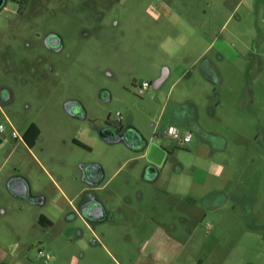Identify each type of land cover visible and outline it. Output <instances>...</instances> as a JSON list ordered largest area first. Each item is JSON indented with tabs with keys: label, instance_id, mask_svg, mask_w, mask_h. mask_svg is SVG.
Returning <instances> with one entry per match:
<instances>
[{
	"label": "rangeland",
	"instance_id": "obj_1",
	"mask_svg": "<svg viewBox=\"0 0 264 264\" xmlns=\"http://www.w3.org/2000/svg\"><path fill=\"white\" fill-rule=\"evenodd\" d=\"M5 17L0 89L11 99L0 102V264H146L167 236L180 247L171 264H264V0H30L24 16ZM50 33L62 49L46 45ZM209 41L206 57L222 77L215 85L199 62ZM143 81L151 86L140 93ZM190 99L200 122L227 139L226 152L193 131L184 144L168 134L174 106ZM31 123L41 128L34 148L22 139ZM122 126L145 136L158 178L132 174L136 151L104 138ZM161 135L168 142L153 143ZM244 146L250 152L240 157ZM96 164L108 218L69 221L87 192L84 166ZM218 166L226 176L209 175ZM15 176L46 202L15 196ZM42 214L53 225H41Z\"/></svg>",
	"mask_w": 264,
	"mask_h": 264
},
{
	"label": "crops",
	"instance_id": "obj_2",
	"mask_svg": "<svg viewBox=\"0 0 264 264\" xmlns=\"http://www.w3.org/2000/svg\"><path fill=\"white\" fill-rule=\"evenodd\" d=\"M207 32H208L207 30H201V29L197 30V34L198 35H201V34L206 35ZM212 45H213L212 41L211 42L209 41V42H207L204 45L203 51H202L201 55L199 56L200 57L199 58V62L201 63V75H202L204 81L207 82V83L215 85V84H218V81H217L218 79H219V82L222 80V77L220 76L221 73H220V71L218 69L217 64L215 62H213L211 59L206 57V53L209 50V48H211ZM165 79H166V75H165L164 80ZM168 106H169V102H167L165 104V106H163V108H162V112H163L161 114L162 119H163V117L165 116V114L167 112V107ZM199 108H200L199 104L195 100H192V99L187 100L184 103H177L174 106V110H173V113L171 115V118H172L171 120L174 122V125H172V126L177 127L179 129H181L180 128V126H181V127L184 128V132L185 131L196 132L201 139H205L206 141H208L210 143V146H208V147L212 150V152H215V151L226 152L227 151V146H228L227 139L224 136H222L221 134H219V133H216L214 131L208 130L200 122V120H199ZM131 128H133V127H131ZM134 129H136L139 132V130L137 128H134ZM161 136L162 137L159 136V138L154 137L152 139L153 143L154 142H156L157 144H160L162 142L164 143V141L166 140L165 136L164 135H161ZM143 138L146 139L145 136H143ZM192 141H193V137H192L191 141L188 142V143H191ZM147 146H148V141L146 142L145 146L142 149L137 148V146H132V148L136 151L137 155L133 159V161H136V162L132 165V170L130 172L132 174H134V175H137V176L141 177V175L145 174L147 168L150 166V167L154 168L155 171L157 172V175L154 177V179H156V178H158L161 175L160 174L161 170L158 167V164H156L152 160L149 161L147 159L148 158V151L147 150H148V147H149V146L148 147ZM249 152H250V147L249 146H244L242 148V151L240 152V153H242V156H240V157L247 156V154ZM240 157H239V154H238L237 158H240ZM37 161L39 162V164L43 168H45V170L48 173L49 177L55 183V186L58 187L59 190L62 191V193L64 194L63 189L61 188L59 181L46 168V166L43 164L42 161H40L38 159H37ZM133 161H131V162L133 163ZM96 165L98 167H100L101 171H103V168H102L101 165H98V164H96ZM121 167H123V165H121ZM226 171H227V168L225 166H218V169L215 170L214 173H212V172L209 173V175L210 176L213 175V176H215L217 178L218 177H223V176L227 175ZM103 173H104V171H103ZM104 177H105V175H104ZM104 177L99 183L96 182V184L92 183V182H89L88 180L84 179V181L86 182L88 187H86V189H84L82 191L95 193L96 197H97V200L106 208L107 211H109V206L112 203L110 202V200L105 198L104 195H100L99 192H98L102 188L104 189V185H102V182L104 181ZM192 184L196 185V186L203 187L202 184L200 182H198V180H196V178H194V180L192 181ZM225 184H226L225 182H222L220 188H224ZM29 185H30V183H29ZM30 189H31V185H30ZM31 193H32V190H31ZM32 195H34V194L32 193ZM34 196H36V195H34ZM39 197H41L42 200L38 201L36 203H33L31 201H28V200H26V201H28L30 203H33V204H43V203L46 202V197H44L43 195H39ZM223 204H224L223 201L220 202V203L218 201L215 204V206L219 207V206H222ZM41 216H45V218H44L45 225L44 226L53 225V221H52L51 218L47 217L44 214H42ZM41 216H40V218H41ZM101 223H104V222H100L98 224H101ZM152 240L154 242L155 238H151V239L147 240L146 244H148V245L151 244ZM175 241L176 240L173 239L170 236L164 237L163 240L161 241L162 243H160L159 245H157L153 249L154 251L148 256V259L146 258V264H171L170 263L171 261H169V258L173 257V256H171V254H177L180 251V247L178 246L177 242L175 243ZM168 245H172V246L176 245V246L171 247V249H169V248L166 249V247ZM177 247H178V249H177ZM135 264H139V262H137ZM200 264H203V263L200 262Z\"/></svg>",
	"mask_w": 264,
	"mask_h": 264
},
{
	"label": "flooded vegetation",
	"instance_id": "obj_3",
	"mask_svg": "<svg viewBox=\"0 0 264 264\" xmlns=\"http://www.w3.org/2000/svg\"><path fill=\"white\" fill-rule=\"evenodd\" d=\"M29 3H30V0H5L3 7L0 9V14H4L6 16L5 18L8 20H17L19 17H22L25 15L26 9L28 8ZM3 8H8V11L2 13L1 10ZM45 43L52 50H60L64 46V41L62 40V38L57 33H50L49 35H47ZM10 99H11V93H10L9 89L6 87L1 88L0 89V102H2V103L8 102V101H10ZM125 129L126 128H124L122 126V127L118 128L117 132H114V133H112V131L110 129H107L106 134H108L109 136H114V137L117 135L120 136L121 133H123V131ZM135 131L137 133H139L136 129L129 127V128H127L126 134H128L129 140L131 142V146H137V148L142 149L145 146L144 142L146 143V141L140 133L139 134H140L141 138L136 134ZM38 139H37V141H38ZM37 141H36V143H37ZM24 142L26 143V145L29 148H34L36 146V143L32 146V145H30V143H27L26 141H24ZM140 145H141V147H140ZM146 171L152 172L153 178L157 175V172L155 171V169L150 167V166L147 168ZM88 173H89V177H90L89 182L96 184V182L98 181V179L101 176V169H98V168L91 169V167H88ZM147 174H149V173H147ZM82 197L83 198L80 200L78 205H76L70 209V211H69L70 215L68 216L69 221H72L76 218H81L87 224H90V223L96 224V223L104 222L107 220L108 211L106 210L105 207H104V209H105L104 213H105V216L107 215L106 219H104L105 216H103L104 213L101 210V208L97 209L96 211L91 212L93 205L90 206L89 203L93 200L97 201V197H96L95 193L85 192V194Z\"/></svg>",
	"mask_w": 264,
	"mask_h": 264
},
{
	"label": "water",
	"instance_id": "obj_4",
	"mask_svg": "<svg viewBox=\"0 0 264 264\" xmlns=\"http://www.w3.org/2000/svg\"><path fill=\"white\" fill-rule=\"evenodd\" d=\"M4 3H5V0H0V9L3 7ZM164 78H165V75H163L159 80H157L155 82V86L156 87L160 86V84L162 83ZM126 132H127V128L123 131L121 136H118V135L115 137L114 136H108L106 133H103V136H104V138H106L110 142L111 141H119L121 139H124L128 144L131 145L128 134H126ZM136 134L141 138L139 133L136 132ZM144 144H146V143L144 142ZM140 147H141V145H140ZM88 167H91V169H93V168L100 169V167H98L97 165H86V166H84V179L89 181L90 177H89V173H88ZM147 173H149L151 175L150 178H153L152 172L146 171L145 174L149 175ZM103 177H104V173H103V171H101V176L98 179L97 183H99L103 179ZM9 181H10L9 182V189L15 196L26 199V200L31 201L33 203H36V202L42 200L41 197H37V196L32 195L29 182L27 181L26 178H24L22 176H15V177L11 178ZM89 204H90V206L93 205L91 212L96 211L99 208H101L103 213L105 212L104 206L98 200L97 201L93 200ZM103 216H105V213L103 214ZM106 216L104 219H106Z\"/></svg>",
	"mask_w": 264,
	"mask_h": 264
},
{
	"label": "built area",
	"instance_id": "obj_5",
	"mask_svg": "<svg viewBox=\"0 0 264 264\" xmlns=\"http://www.w3.org/2000/svg\"><path fill=\"white\" fill-rule=\"evenodd\" d=\"M151 86V83L148 81H143L141 84H139L137 86L138 91L140 93L145 92L149 87ZM5 131V126L3 124H0V132H4ZM168 133L174 138V139H178L179 141H181L183 144L184 143H188L191 141L192 139V132L191 131H185L183 132L181 129L174 127V126H170L168 129ZM14 139H20L21 136L20 134L14 130L13 134H12ZM23 139V138H22ZM39 254L42 257H46L47 255L45 254V252L43 250H40Z\"/></svg>",
	"mask_w": 264,
	"mask_h": 264
},
{
	"label": "trees",
	"instance_id": "obj_6",
	"mask_svg": "<svg viewBox=\"0 0 264 264\" xmlns=\"http://www.w3.org/2000/svg\"><path fill=\"white\" fill-rule=\"evenodd\" d=\"M40 134H41L40 127L36 123H32L26 129L23 139L24 141H26L27 143H30V145L33 146L36 143L37 139L39 138ZM75 143L78 145L84 146V147H88L87 145H85L79 140H75ZM44 218L45 216H41V218L39 219L40 224L43 226L45 225Z\"/></svg>",
	"mask_w": 264,
	"mask_h": 264
}]
</instances>
